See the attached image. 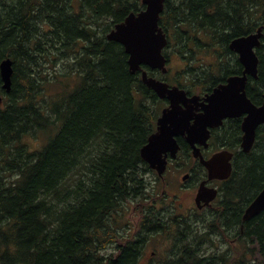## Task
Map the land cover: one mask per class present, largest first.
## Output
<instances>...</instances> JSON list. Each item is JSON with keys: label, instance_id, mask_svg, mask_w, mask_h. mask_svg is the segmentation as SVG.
<instances>
[{"label": "trees", "instance_id": "16d2710c", "mask_svg": "<svg viewBox=\"0 0 264 264\" xmlns=\"http://www.w3.org/2000/svg\"><path fill=\"white\" fill-rule=\"evenodd\" d=\"M141 8V0H0V62L10 58L13 69L8 94L0 81V264H139L154 236L169 245L156 264H264V211L242 222L264 186V125L249 153L210 140L207 152L227 150L234 160L207 214L169 215L148 186L140 151L164 103L105 36ZM263 24L264 0H165L163 55L181 67L149 75L188 94L210 92L242 71L230 41ZM255 53L246 94L260 105L264 28ZM225 131L239 140V127ZM134 204L144 206L139 226L119 231V214ZM227 239L233 252L217 247ZM115 242V256H103Z\"/></svg>", "mask_w": 264, "mask_h": 264}, {"label": "water", "instance_id": "95a60500", "mask_svg": "<svg viewBox=\"0 0 264 264\" xmlns=\"http://www.w3.org/2000/svg\"><path fill=\"white\" fill-rule=\"evenodd\" d=\"M145 9L131 13L107 35L108 41L120 44L128 55V67L132 74L140 72L143 84L151 89L159 99H165L168 105L162 109L156 120V128L146 144L141 148L142 160L162 176L166 169V159L174 158L178 152L176 138L181 136L189 145L194 158L206 169L207 181L226 180L232 171V154L221 150L205 159L200 147L208 148L210 130L219 127L227 118H242L241 151L248 153L252 149L256 130L264 124V101L256 106L246 94L248 77L257 78L258 58L254 49L260 45L261 27L255 33L234 38L229 49L238 55L243 66L241 75L227 78L203 97L188 96L186 91L169 86L163 81L148 77L142 66L166 73L162 50L167 44V37L159 26V16L163 11V0H142ZM264 27V25H263ZM13 74L10 58L0 62L2 90L8 94L11 90ZM2 97L0 96V104ZM186 177H183L185 180ZM217 197V191L208 188L205 183L198 187L195 203L200 208L209 205ZM264 211V186L244 210L242 222H248Z\"/></svg>", "mask_w": 264, "mask_h": 264}, {"label": "flooded vegetation", "instance_id": "af4514ba", "mask_svg": "<svg viewBox=\"0 0 264 264\" xmlns=\"http://www.w3.org/2000/svg\"><path fill=\"white\" fill-rule=\"evenodd\" d=\"M132 12H134V11H132ZM166 48H169V47L166 46ZM172 60H173V57L170 55V59H168L167 64L169 65ZM237 61L239 62L238 59H237ZM240 65H241V63H240ZM241 67H242V71H241V73H242L243 72V66L241 65ZM227 78L219 84H224L226 82ZM219 84H217V85H219ZM231 124H234L235 126L239 127V133H240L239 140L237 139V136L227 135L226 134L227 132L226 131L224 132L225 127H228ZM241 124H242V118L224 119L222 121V124L219 127L210 130V138L208 140V145L210 146V140L212 138L213 139L215 138V142L219 146L231 147V146L238 145V147L240 148V143H241L240 139H242ZM214 134H215V137H214ZM233 137H235L236 139H233ZM238 141H239V144H238ZM176 144L178 146V152L174 158L170 157L169 155L167 156L166 169H165V172L163 173L162 177H159L155 170H149L148 174H150L154 178L156 177L157 181L161 185L162 190L161 191L159 190V194L162 193V196H167L169 201H173L171 198H169L168 195H166L167 194V187L171 185L170 183H168V179H167L168 176L167 175L171 174L170 176L172 178V177H174V175H173L174 173H178V172L185 170L187 168L188 164L190 163V158H192L194 160V166L189 168V172H185L182 174V176L180 178V184L177 187L180 189V191H187L188 193L193 194L191 199H190L189 195L183 198V201L186 202V205H189L187 207L192 210V213H194V214L195 213L207 214L209 212V210L211 208H213L215 202L217 201L219 194H220V189L222 187V183H224L225 180L207 181L206 170L203 168V166L199 163V161L197 159L193 158L191 149L188 146V144L186 143L185 139L181 136L177 137L176 138ZM185 146L187 148H185ZM184 148H185V150L183 152L182 150ZM208 148L204 149L203 147H200L202 154L203 153L205 154V152L208 151ZM230 153L232 154L231 165L233 166L234 153L233 152H230ZM209 156H207V157L204 156V157L209 158ZM184 164H186L185 167L183 166ZM183 177H186V179L183 180ZM187 181L193 183V186L192 187L188 186ZM203 182L209 188H213V186L215 185L217 188V189L216 188L215 189L218 192V197L213 202H211L209 205H206V206H203V203L200 202V204H199L200 208H198V205L195 203V197H196V193H197L199 185ZM193 189H195L194 193H193ZM156 190H158V189L156 188ZM180 207H183V203H180ZM191 221L194 224L195 228H198V229L202 228V224L199 220L192 219ZM231 237H233V234H231ZM231 242H234V239H232Z\"/></svg>", "mask_w": 264, "mask_h": 264}, {"label": "rangeland", "instance_id": "374dc122", "mask_svg": "<svg viewBox=\"0 0 264 264\" xmlns=\"http://www.w3.org/2000/svg\"><path fill=\"white\" fill-rule=\"evenodd\" d=\"M113 26H111L110 29H112ZM109 29V30H110ZM108 30V31H109ZM107 31V32H108ZM106 32V33H107ZM105 33V34H106ZM181 65L179 64V62L177 63V61L172 60L169 64V66H167L169 72L168 75L172 76L175 71L180 68ZM157 78H159L158 76H156ZM161 79V78H159ZM3 102V100H2ZM2 102L0 104V106L2 105ZM27 143L30 144V147H32L31 149H36V142L34 140H32L30 137H27V139H25ZM209 153V152H207ZM206 153V157L209 156L211 153H209L207 155ZM184 167L186 166V164L183 165ZM194 166V160L192 158H190V163L188 164L187 168L181 172L178 173H174V177L171 178V174H168L167 179H168V183H170L171 185L167 187V194L169 196V198H171L173 201H169L167 196H162L164 198V200L166 201L167 204H165V208L166 211L168 212V214H174V215H182V216H188L189 214L192 213V210L190 208H188L186 205V202L183 201V198L188 196L190 197V199L192 198L193 194L188 193L187 191H180V189L177 187L180 184V178L182 176L183 173L185 172H189V168ZM146 181L148 182V186L152 189H158V190H162L161 185L159 184L158 181H156V177H152L150 174L145 177ZM158 183V184H157ZM155 184H157V186H155ZM187 185L192 187L193 183L188 182L187 181ZM218 186V185H217ZM213 188H216V186L214 185ZM217 189V188H216ZM195 189H193V193H194ZM179 194V195H178ZM162 195V193H161ZM180 203H183V207H180ZM143 205L138 204V205H133L130 210L127 211H123L122 213H120L119 215L121 216L119 218V231H122L124 229H126L127 225H136V227L139 226V221L142 219V215L138 212V210H142L143 209ZM200 214V213H197ZM119 244V242H115L111 245H109L105 251H102L103 256H108V255H114L115 256V250H116V245ZM234 242H231L230 239H227L223 242H220L217 247L220 251H225L227 249L230 248V250L233 252L235 250V246H234ZM230 246V247H229ZM169 249V245H168V240L164 237V236H154L152 239L149 238L148 242L145 244L144 250H143V255L139 261V264H156L157 261L164 257L167 254V251Z\"/></svg>", "mask_w": 264, "mask_h": 264}, {"label": "bare ground", "instance_id": "6f19581e", "mask_svg": "<svg viewBox=\"0 0 264 264\" xmlns=\"http://www.w3.org/2000/svg\"><path fill=\"white\" fill-rule=\"evenodd\" d=\"M257 6V5H256ZM7 7V6H6ZM243 11V10H242ZM240 12V11H239ZM131 13H134V12H129L128 14H127V16L129 15V14H131ZM63 15V14H62ZM61 16V15H60ZM62 17V16H61ZM64 20H66V19H64ZM68 21V20H67ZM66 21V22H67ZM61 23H63V22H61ZM14 24V23H13ZM23 24V23H22ZM67 24V23H66ZM117 23H115V24H113L112 26V29H110L106 34H105V36H106V38H107V35L114 29V27H115V25H116ZM57 25H59V23L57 24ZM56 25V26H57ZM63 25V24H62ZM12 26V25H11ZM60 26V25H59ZM60 28V27H59ZM9 29H10V27H9ZM15 29V28H14ZM55 29H57V28H55ZM61 29V28H60ZM21 31V30H20ZM58 31V30H57ZM75 31V30H74ZM2 33V32H1ZM7 33V32H6ZM56 33V32H55ZM2 35V34H1ZM11 36V35H10ZM13 37V36H12ZM21 41H22V39H21ZM3 44V43H2ZM125 52V51H124ZM126 54V53H125ZM11 55V54H10ZM127 55V54H126ZM128 56V55H127ZM29 59V58H28ZM19 64V63H18ZM211 83V82H210ZM2 97V100H3V96H1ZM13 117V116H12ZM9 120V119H8ZM8 123V122H7ZM5 124V123H4ZM263 227V226H262ZM260 229H262V228H260Z\"/></svg>", "mask_w": 264, "mask_h": 264}]
</instances>
